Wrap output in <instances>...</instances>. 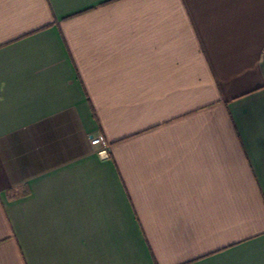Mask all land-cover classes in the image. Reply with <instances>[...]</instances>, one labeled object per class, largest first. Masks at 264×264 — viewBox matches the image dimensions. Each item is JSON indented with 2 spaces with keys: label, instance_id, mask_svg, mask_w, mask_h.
I'll list each match as a JSON object with an SVG mask.
<instances>
[{
  "label": "crops",
  "instance_id": "1",
  "mask_svg": "<svg viewBox=\"0 0 264 264\" xmlns=\"http://www.w3.org/2000/svg\"><path fill=\"white\" fill-rule=\"evenodd\" d=\"M0 264H264V0H0Z\"/></svg>",
  "mask_w": 264,
  "mask_h": 264
},
{
  "label": "built area",
  "instance_id": "2",
  "mask_svg": "<svg viewBox=\"0 0 264 264\" xmlns=\"http://www.w3.org/2000/svg\"><path fill=\"white\" fill-rule=\"evenodd\" d=\"M103 135H98L96 137H92L91 142L93 145H97L102 147L103 149L100 151V155L103 157H108V142Z\"/></svg>",
  "mask_w": 264,
  "mask_h": 264
}]
</instances>
